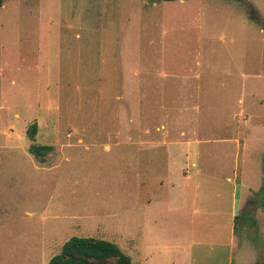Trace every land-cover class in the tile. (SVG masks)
I'll list each match as a JSON object with an SVG mask.
<instances>
[{"label": "rangeland", "instance_id": "374dc122", "mask_svg": "<svg viewBox=\"0 0 264 264\" xmlns=\"http://www.w3.org/2000/svg\"><path fill=\"white\" fill-rule=\"evenodd\" d=\"M263 154L264 0L2 1L0 264H261Z\"/></svg>", "mask_w": 264, "mask_h": 264}, {"label": "trees", "instance_id": "16d2710c", "mask_svg": "<svg viewBox=\"0 0 264 264\" xmlns=\"http://www.w3.org/2000/svg\"><path fill=\"white\" fill-rule=\"evenodd\" d=\"M2 1L0 0V6H2ZM35 132L36 124L32 123L28 128L29 137H33ZM51 150L52 146L48 144L33 143L28 147V152L37 162H44ZM262 169L263 177L259 192L264 209V154ZM46 264H131V258L112 241L95 237L72 236ZM261 264H264V261Z\"/></svg>", "mask_w": 264, "mask_h": 264}, {"label": "crops", "instance_id": "0c3cea01", "mask_svg": "<svg viewBox=\"0 0 264 264\" xmlns=\"http://www.w3.org/2000/svg\"><path fill=\"white\" fill-rule=\"evenodd\" d=\"M192 166H195V165H192ZM240 181H241V180H240ZM237 186L239 187V185H238V184H237ZM241 200H242V198L240 199V201H241ZM238 203H241L240 205H241V206H243V204H242L243 202H238ZM241 206H239V210H242V209H241ZM235 216H236V215H235ZM231 231L233 232V228H232V230H231Z\"/></svg>", "mask_w": 264, "mask_h": 264}]
</instances>
